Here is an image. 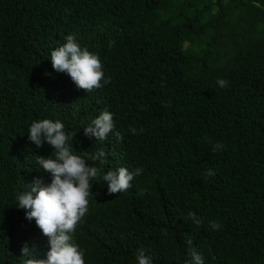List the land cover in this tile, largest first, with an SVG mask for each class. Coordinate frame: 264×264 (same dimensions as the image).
Returning a JSON list of instances; mask_svg holds the SVG:
<instances>
[{"label":"trees","instance_id":"trees-1","mask_svg":"<svg viewBox=\"0 0 264 264\" xmlns=\"http://www.w3.org/2000/svg\"><path fill=\"white\" fill-rule=\"evenodd\" d=\"M69 34L99 54L109 84L87 93L53 69ZM244 47L264 55V0H0V264H22L25 245L37 259L50 250L16 201L51 182L36 156L52 147L27 137L40 119L76 133L77 154L107 153L88 161L101 175L73 237L85 264H138L141 249L153 264H185L190 249L203 264H264V59ZM104 110L144 169L112 195L102 176L118 169L117 142L84 135Z\"/></svg>","mask_w":264,"mask_h":264},{"label":"clouds","instance_id":"clouds-1","mask_svg":"<svg viewBox=\"0 0 264 264\" xmlns=\"http://www.w3.org/2000/svg\"><path fill=\"white\" fill-rule=\"evenodd\" d=\"M65 40L64 44L50 52L52 67L56 72L69 75L76 86L87 93L110 83L111 77H106L98 53L81 47L74 35H67ZM113 44L114 41H109V47ZM217 84L224 88L229 81L218 79ZM129 132L137 134L136 128H129ZM84 135L94 136L96 141L117 142V154L113 155V159L119 162L118 169L109 170L102 176V180L107 182L108 194H119L131 189L132 181L139 178L144 169L138 163L140 154L122 142L123 134L115 130L113 113L102 111L85 126ZM27 137L38 149L45 143L52 147V155L48 158L36 156V163L43 172L50 174L51 182L45 184L41 178L34 179L28 184L29 190L16 194L17 206L25 210L26 219H34L43 235L48 237L50 250L46 253V259H37L25 245L21 248L22 264H85V253L73 237L76 228L89 212L91 181L99 179L101 175V168L90 166L88 161L106 165L107 153L101 148L94 153L85 151L82 155L77 154L73 147L76 133H67L60 120H34ZM224 147L217 142L212 151ZM203 175L214 176L215 172L209 169ZM187 215L193 224L198 227L202 225L203 220L195 212L189 211ZM209 223L212 230L222 227L216 221ZM161 232L165 236L168 234L167 229ZM187 243L190 246L192 241L188 240ZM190 256L191 260L185 264H203V257L194 249H190ZM136 260L138 264H153L151 256L146 255L143 249L136 253Z\"/></svg>","mask_w":264,"mask_h":264},{"label":"rangeland","instance_id":"rangeland-1","mask_svg":"<svg viewBox=\"0 0 264 264\" xmlns=\"http://www.w3.org/2000/svg\"><path fill=\"white\" fill-rule=\"evenodd\" d=\"M241 54H248L250 55L252 58L256 59V60H261L262 58L264 59V55L261 53H255L253 54L250 47H244V49L241 51Z\"/></svg>","mask_w":264,"mask_h":264}]
</instances>
